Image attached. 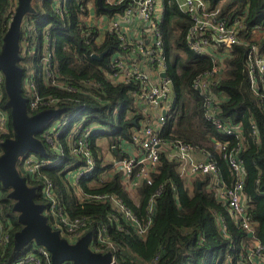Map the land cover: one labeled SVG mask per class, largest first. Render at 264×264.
<instances>
[{"label": "trees", "instance_id": "1", "mask_svg": "<svg viewBox=\"0 0 264 264\" xmlns=\"http://www.w3.org/2000/svg\"><path fill=\"white\" fill-rule=\"evenodd\" d=\"M96 1L32 0L33 10L26 14L24 28L22 25L19 65L24 70L23 93L28 100L29 113L62 109L37 134L47 150L37 155L50 163L42 165L34 175L23 168L27 153L17 164L28 184L36 187V202L45 204L39 179L51 178L66 210L73 217L90 218L91 223L82 236L94 233L99 222L109 226L108 236L115 248H104L101 252L112 251L113 264H253L250 253L257 250V243L264 253V91L261 86L252 88L248 55L253 45L264 50V0H208L211 9L219 8L220 15L230 21L236 17L243 19L240 42L225 58L223 71L210 90L226 92L227 97L221 104L222 118L241 123L244 129L238 156L244 165L243 193L252 236L235 221L216 193L207 188L211 177L201 175L195 179L192 189L187 187L179 157L170 158L168 151L162 152L152 183L142 182L138 187V199L124 188L119 173L106 176L102 182H98V177L81 180L87 192L115 194L141 220L149 215L148 205L155 196V214L146 236L137 234L109 201L82 203L78 198L66 176L68 171L79 167L81 161L72 151L75 139L84 129L92 130L89 141L96 168L101 172L112 165V158L104 153L101 142L107 140L114 157L127 156L121 144L132 141L133 131L143 118L134 99L138 85L133 81L115 84L109 77L116 71L113 56L121 50L120 39L113 31H107L105 40L97 43V26H87L84 19L89 16L92 2L96 6L94 12L108 17L123 12L126 3L110 6L103 3L112 8L108 11L98 8ZM161 3L166 72L175 93L162 139L182 142L208 153L216 162L222 183L233 189L239 175L232 169L220 143H228L229 151L237 148L240 141L220 131L206 117L205 98L193 87L197 76L212 69L213 61L208 56L198 55L188 44L187 34L193 23L190 15L179 10L176 0H161ZM16 6L17 0H0V44ZM102 53L101 59L94 57ZM29 75L34 77L32 89L26 87ZM3 88L0 109L9 110L5 86ZM36 98L38 107L32 109L31 101ZM13 135L10 118L8 133L0 134V153L2 141ZM50 135H53L52 141ZM11 189L0 181V264H36L26 260L28 253L38 246L34 241L22 250L14 247L15 233L23 225L14 210L15 201L9 196ZM110 214L118 215L119 223L116 221L115 225ZM118 224L122 225L121 229ZM41 259V264H48Z\"/></svg>", "mask_w": 264, "mask_h": 264}, {"label": "built area", "instance_id": "2", "mask_svg": "<svg viewBox=\"0 0 264 264\" xmlns=\"http://www.w3.org/2000/svg\"><path fill=\"white\" fill-rule=\"evenodd\" d=\"M159 1L128 0L124 15L121 18L116 16L114 19L104 17L96 19L92 14L93 7L89 6V16L84 19L87 26L91 28L93 25L97 26L98 37L95 41L103 42V38L99 40L102 30L113 31L121 41V50L113 56L116 71L109 74V77L111 80L117 78L119 80L117 83L133 81L138 85V88L134 90V99L143 118L133 131L132 141H123L121 144L122 152H124L123 145L125 143L132 145V152L130 154L124 152L127 156L113 157L112 165L101 172L96 168V159L89 141L92 130L84 129L72 146L74 154L81 159L78 162L79 167L68 171L66 176L82 203L87 200L109 201L137 234L146 236L155 214V196L150 199L148 205L149 215L141 220L121 198L115 194L87 192L83 188L81 180L98 177V182H102L106 176L119 173L122 176L124 188L129 192H137L142 182L152 183V175L158 171L161 164V154L163 151H168L170 158L179 157L180 169L189 180L201 175H209L211 179L207 188L216 193L217 198L226 205L235 221L242 224L248 231H252V225L247 218L246 196L243 193L244 165L243 160L238 156L244 140V129L241 123H231L230 119L222 118L221 104L227 97L226 92L210 90L218 79V75L223 71L225 58L233 46L240 42L243 19L236 17L230 21L220 15L219 8L211 9L208 0H176L179 10L189 14L193 20L187 34L188 44L198 55L208 56L214 64L211 70L197 76L193 83V87L205 98L206 117L213 121L220 131L234 136L240 141L237 148L229 151L227 150L228 143H220L221 150L227 152L225 157L229 159L232 169L239 175V180L231 189L222 183L216 162L208 153L182 142L173 143L162 139L163 128L171 117L175 93L171 80L167 78V59L161 28L163 7ZM91 15L93 16L91 17ZM92 19L95 20L94 24L89 23ZM130 19L133 21L128 24ZM104 22L106 25L102 27L101 24ZM1 48L2 44H0V50ZM248 64L252 88L260 89L261 86L264 91V50L253 45L248 55ZM163 72L166 73V76H162ZM33 79V75L27 79L26 87L28 89H32ZM112 82L114 81L112 80ZM4 83V74L0 69V97L3 96ZM38 100V98L32 99V109L38 107ZM9 114V110L0 109V134H6L9 131L11 118ZM253 131L257 133L256 128ZM197 155H203V158L201 159ZM48 163L50 161L39 158L37 153L27 152L23 168L26 172L34 175L42 165ZM187 164H189L188 169H186ZM110 171H114L115 174H109ZM72 172L76 174V185L72 182ZM39 180L41 181V195L45 200L43 213L47 216L48 222L69 242H77L91 223L90 218L73 217L63 206L53 180L47 176H43ZM93 182L98 184L96 181ZM109 218L111 221H115V225L116 221L119 223L118 215L110 214ZM118 226H120L118 229L122 228L121 224ZM108 231L109 226L106 223H98L97 229L94 233L92 232L93 236L89 243L92 250L101 252L104 248H115L108 236ZM257 246V254L260 255L262 247L259 244ZM40 256L48 264L52 263L50 251L42 245L34 247L33 251L26 256V260L30 259L36 264H41ZM114 261L113 255V263Z\"/></svg>", "mask_w": 264, "mask_h": 264}, {"label": "water", "instance_id": "3", "mask_svg": "<svg viewBox=\"0 0 264 264\" xmlns=\"http://www.w3.org/2000/svg\"><path fill=\"white\" fill-rule=\"evenodd\" d=\"M17 2L15 14L3 37L0 50V69L5 78L7 107L14 130V135L5 138L1 143L0 181L5 187L12 188L9 196L15 201L14 210L19 213L18 220L23 225L15 233L14 247L16 250H22L29 242L34 241L50 251L52 264H112V251L96 252L90 248L91 232L71 243L52 228L43 213L45 204L35 200L36 187L28 184L27 177L21 175L17 167L20 157L27 152L46 153L45 144L37 134L62 110L50 108L36 114L29 113L28 100L23 93L24 70L19 61L22 22L25 15L33 9L32 0ZM96 3L98 8L110 10L103 4V0H97ZM103 55L104 53L94 57L101 59ZM162 76H166V73L163 72ZM249 235L252 236L253 232Z\"/></svg>", "mask_w": 264, "mask_h": 264}, {"label": "rangeland", "instance_id": "4", "mask_svg": "<svg viewBox=\"0 0 264 264\" xmlns=\"http://www.w3.org/2000/svg\"><path fill=\"white\" fill-rule=\"evenodd\" d=\"M123 1H125V3H126L123 12L115 13V14L112 15L111 17L98 15V14H97L96 12H94V11H93L92 14H93L95 17H96V16H99V17H96V19H97V18H101V17H104V18H107V19H114L116 16H118L119 18H121V17L124 15V11H125V9H126V7H127V1H128V0H103V3H106V4H108L109 6H110V5H114V4H119V3L123 2ZM159 3H160V1H159ZM17 5H18V2H17ZM89 6H92L93 9H96V6H95L94 2L90 3ZM105 6H106V5H105ZM109 6H107V7L110 8V9H112V8L109 7ZM16 8H17V6H16ZM16 8H15V10H14V14H15ZM14 14H13V16H14ZM93 15H91V17H92ZM25 17H26V15H25ZM25 17H24L23 22H22L23 28H24L25 25H26V19H27V18H25ZM12 18H13V17H12ZM11 21H12V19H11ZM11 21H10V22H11ZM94 22H95V20L92 19V20H90L89 23L94 24ZM9 24H10V23H9ZM105 25H106L105 22L101 24L102 27L105 26ZM102 31H103V32L101 33V36L99 37V40H101V39L103 38L102 41H104V40H105V35H106L107 31H106V32H105L104 30H102ZM108 31H109V30H108ZM104 33H105V35H104ZM115 34H116V33H115ZM29 77H30V75H29ZM120 79H121V78H120ZM112 80L115 82V84L119 81L117 78H112ZM49 138H50V141H52L53 135H50ZM101 143L103 144L104 153H105V154L107 153L109 157L113 158V157H114V156H113L114 154L112 155L111 152L109 151L111 145L107 142V140H104V141H102ZM58 149H59V148H58ZM123 151L126 152V153H129V154H130V152H132V145H131V144H128V143H125V144L123 145ZM60 155L62 156V155H63V152H61ZM197 156H199V158H201V159L203 158V155H197ZM188 168H189V164L186 165V169H188ZM75 172H76V171H75ZM109 174H112V175H113V174H115V173H114V171H110ZM71 175H73V176H72V182H73L74 185H76V182H75V181H76V174L72 172ZM78 176H79V175H78ZM196 178H198V177H195V178L190 179V180H189V178H185V179H186V183H187V187L190 186V188L192 189V188H193L194 181H195ZM31 186H32V185H31ZM130 193H131V195H132L135 199H138V193H137V192H134V191H133V192H130ZM252 231H253V229H252ZM252 231H250V232H252ZM92 236H93V233H92ZM256 245H258V244H256ZM257 249H258V246H257ZM250 261H251V263H253V264H264V253H262V251H261V254L258 255V254H257V250L252 251V252L250 253ZM242 264H243V263H242Z\"/></svg>", "mask_w": 264, "mask_h": 264}, {"label": "crops", "instance_id": "5", "mask_svg": "<svg viewBox=\"0 0 264 264\" xmlns=\"http://www.w3.org/2000/svg\"><path fill=\"white\" fill-rule=\"evenodd\" d=\"M160 4L162 5V3H161V0H160ZM132 21H133V20H132V19H130V20H129V22H128V24H131V23H132Z\"/></svg>", "mask_w": 264, "mask_h": 264}]
</instances>
